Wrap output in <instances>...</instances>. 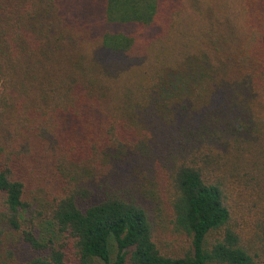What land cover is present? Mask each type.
Returning <instances> with one entry per match:
<instances>
[{
	"label": "trees",
	"instance_id": "16d2710c",
	"mask_svg": "<svg viewBox=\"0 0 264 264\" xmlns=\"http://www.w3.org/2000/svg\"><path fill=\"white\" fill-rule=\"evenodd\" d=\"M0 88V264H264V0H0Z\"/></svg>",
	"mask_w": 264,
	"mask_h": 264
},
{
	"label": "rangeland",
	"instance_id": "374dc122",
	"mask_svg": "<svg viewBox=\"0 0 264 264\" xmlns=\"http://www.w3.org/2000/svg\"><path fill=\"white\" fill-rule=\"evenodd\" d=\"M0 90H1V88H0ZM38 196L40 197L36 202H37V204L38 205H40V208L41 209H47V206L49 205L48 203V201H47V198H46V196H45V194L42 192L41 194H38ZM161 213V212H160ZM167 219V213L165 212L164 214H162L161 216H160V220H159V222L161 223V224H163V226H160V225H158V230L163 234L164 233V231H165V229L167 228V227H165V223H166V220ZM246 235H251L252 234V231H250L249 229H247L246 228V233H245ZM5 264H7V263H5ZM9 264H14V263H9Z\"/></svg>",
	"mask_w": 264,
	"mask_h": 264
}]
</instances>
